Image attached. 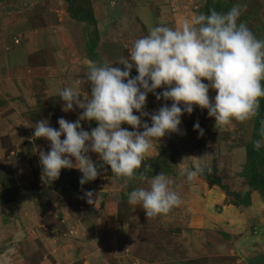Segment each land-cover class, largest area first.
<instances>
[{
    "label": "rangeland",
    "instance_id": "rangeland-1",
    "mask_svg": "<svg viewBox=\"0 0 264 264\" xmlns=\"http://www.w3.org/2000/svg\"><path fill=\"white\" fill-rule=\"evenodd\" d=\"M222 1L228 10L233 5H241L240 21L257 38L264 39V0ZM209 3L207 0H76L78 10H88L92 18L91 22L79 23L69 15V3L65 0H0V28L7 21H25L23 29L28 30L24 34L41 28L45 34L49 27L52 38H62L61 41L71 38L74 48L71 57L61 63L55 58L51 63L60 64V68L70 72V77L77 76L84 93L80 96L86 100L90 96L86 94L90 93L87 81L90 63H109L123 69L116 62L122 57L129 58L132 43L146 36L151 27L176 28L184 19L205 13ZM68 24L76 28L69 32L61 29ZM4 35L0 32V41L19 42L21 38L17 34L12 38ZM43 44L36 46L37 52L30 56L31 67L25 69L26 73L33 72L35 64L42 63ZM54 47L50 45L51 53ZM47 59L38 75L34 71L36 79L14 82L17 89L22 85V96L29 92L30 82L34 84L39 96L46 98L37 114L54 128L59 126V118L73 122L75 117L71 118L70 114L76 115L77 120L83 110L62 111L59 95L50 94L60 75L51 70L47 73L50 77L45 78ZM130 75H138L135 68ZM215 95V90L210 89L212 100ZM165 103L170 107L172 101H158L149 93L145 110L154 111ZM4 116H0V264H264V208L249 211L251 225L246 219L237 225L224 211L227 205L245 206L250 200L251 191L245 188L251 186L239 177L246 166V146L252 139L254 117L216 128L215 119L209 117L207 109L194 106L190 115L184 113L179 131L154 142L152 156L147 154L143 162L151 167L147 173L149 178L163 171L172 179L171 187L176 188L182 203L167 215L148 219L142 207L128 203L127 196L134 188L147 187V182L133 179L125 183L123 178L112 176L110 166L101 167L98 177L83 186L79 183L82 173L75 168L62 169L54 181L42 180L39 160L42 149L19 137L20 130L25 131L21 123L25 118L3 122ZM142 119L151 126L148 117ZM196 122L203 129L202 136L194 130ZM81 125L86 131L98 126L95 121L87 120L81 121ZM122 127L132 130L129 125ZM41 145L47 147L44 152L50 150L47 143ZM89 156L100 163L98 154L90 152ZM197 165L208 175L201 174L191 183L180 175L182 167L195 169ZM214 188L218 193L213 200L219 203L213 209L209 204L211 197L206 200L202 197L204 191ZM85 191L100 193L102 200L88 204L82 198ZM259 194L262 206L264 194ZM13 195L16 197L12 199ZM1 196L10 200L1 202ZM220 196L226 199L222 201ZM207 205L212 212L204 213L205 219H201L200 208ZM25 214L33 216L29 223Z\"/></svg>",
    "mask_w": 264,
    "mask_h": 264
},
{
    "label": "clouds",
    "instance_id": "clouds-1",
    "mask_svg": "<svg viewBox=\"0 0 264 264\" xmlns=\"http://www.w3.org/2000/svg\"><path fill=\"white\" fill-rule=\"evenodd\" d=\"M242 10L239 4L227 12L213 8L207 14L184 19L176 28L151 27L146 36L132 43L129 58L116 62L123 69L109 63H90L88 99L82 100L73 87L58 92L62 111L82 109L79 118L75 122L59 118L58 130L47 119L35 124L32 138L50 142L49 151L39 152L41 179L54 181L62 169L75 168L82 173L79 183L83 186L95 180L100 168L107 165L112 176L123 178L125 183L133 179L147 182V187L134 188L127 196L128 203L142 207L148 219L179 207L182 199L171 187L172 179L163 171L149 178L151 167L143 162L154 142L179 131L181 116L190 115L194 106L207 109L216 128L231 126L233 121L243 123L257 115L264 98V39L257 38L240 21ZM133 68L138 73L135 77L130 75ZM157 89L163 91L157 93ZM210 89L216 92L214 100ZM149 93L158 101L171 100V106L165 103L158 111H145ZM143 117L151 120V126ZM84 120L95 121L98 126L86 131L81 125ZM194 130L203 135L198 122ZM253 147H264V125ZM90 152L98 154L99 164L91 159ZM203 172L204 168L197 165L195 169L182 167L180 175L191 183ZM82 198L90 205L102 200L101 194L93 191H85Z\"/></svg>",
    "mask_w": 264,
    "mask_h": 264
},
{
    "label": "crops",
    "instance_id": "crops-1",
    "mask_svg": "<svg viewBox=\"0 0 264 264\" xmlns=\"http://www.w3.org/2000/svg\"><path fill=\"white\" fill-rule=\"evenodd\" d=\"M74 21H76V20H74ZM25 23H26L25 21L24 22H14V23H10L9 21H7L0 28V32L2 34H6V35H4L6 37L9 35L12 38V35H14V34L21 36L20 39L15 38V39H19L20 43L18 41L14 42L12 40H6V39H3L2 41H0V74H2L1 76H4V78L0 76V83H1V85H0V97H5V99L7 100V101L5 100L3 102L2 99H0V108H1L0 110H3L2 112H0L2 114L0 116L5 115L4 117H6V118L3 120V122H6L7 119L15 118V120H16L17 118H25L21 122L22 124H24L22 129H25V131L20 130L21 132H19V137H23L25 139V142H27V143L31 142L32 144L33 143L36 144L35 147L38 149H42V151H43L44 149L47 150V147H45V145H41V143L42 142L47 143L46 146H48V145H50V142L45 140L44 138H42V140H41V138H39V141L41 143L34 141V138L32 141V137H33L34 130H35L34 129L35 124L38 121H40L41 119H46V118L39 117L41 115L37 114V110L38 111L41 110L40 104L44 103L46 98L39 96L40 95L39 90L36 91L34 84H32L30 82L29 89H28L29 92H27V94L23 95L25 97V99H24L22 96V91H21L22 85H21V87L19 86L17 89V87L15 86L16 83L14 81H18V80L19 81L20 80L32 81V80L36 79L35 75H34V71H35V74L38 75L39 71L41 69H44L43 68L44 67V61L46 58H48L46 61L45 78L50 77L47 73L51 70L55 71V73L60 75L58 78V82H56V84H54L53 90L50 93L51 95H54V97L58 96L59 90L65 88V87H73L79 93V95H83L84 93H83V91H81L82 88H81V85L79 84L80 81H78L77 76H76V79H74V77H70L71 76L70 72L59 67L60 64L52 65V63H51L52 59H55V58L58 59L61 63V60L68 59L69 57H71V54L74 51L73 41L71 40V38H68L69 41H61L62 38H58V40L54 37L52 38V35L49 33L50 32L49 27H48V29L46 28L47 31L45 34L41 30L42 28L39 30L33 31V32L31 31L32 33L26 32L24 34L22 32L28 30V29H23ZM82 23H85V22H82ZM65 27L61 26V29H64L65 32H69L70 30H74L76 28L75 25H69V24L66 25ZM15 39H13V40H15ZM41 43H44L43 44L44 45L43 50H41L42 51L41 54H43V55L40 57V59L42 58L43 61H42V63L35 64L36 67L33 68V70H34L33 72L26 73L25 69L30 66V64H29L30 56L33 55V52H37L36 46H38ZM54 43H56L55 47H54ZM48 44H49V46L46 47V45H48ZM75 44H76V42H75ZM50 45H53V47L55 48L52 53L50 52V49H49ZM76 53H77V50H76ZM76 56H78V54ZM1 66H2V69H1ZM5 78H7V80ZM37 81H39V80H37ZM86 94H90V93H86ZM81 99L83 100L84 97H82ZM21 103H22V105H21ZM156 109H158V108L155 107L154 111H150V112L148 110H145V109L144 110L149 112V113H153L156 111ZM34 114H37V115H34ZM136 115H138V113H136ZM70 116H71V118L75 117V119L73 120V122H75L76 121V115L70 114ZM54 128H56L58 130L59 126L54 127ZM27 131H29V132H27ZM25 132L30 134V135L28 134L29 138L26 137L27 133H25ZM63 138L64 137L62 136L61 139H63ZM40 146L42 148H39ZM150 153H153V152L149 151L147 154H150ZM147 154H146V156H147ZM151 156L152 155L150 154L149 157H151ZM239 178H242V177H239ZM245 191H248V192L251 191V195L249 196L250 200H249L248 205L243 206L241 203H240V205H235V206L227 205L224 209L225 216H232L234 223H236L237 225L244 223L243 221L245 219H246V223L251 225L253 223V220H251V217L249 216V211L260 210L261 208H264V205L260 206L262 204L260 202L262 200V198H261L259 192L255 191L254 189L252 190L251 187L245 188ZM206 192H207V195H206ZM206 192L204 191V195H203L202 199L206 200L207 198L211 197L212 201H210L209 204L214 209L215 205H217V203H219V201L213 200L216 193H218V190L216 188H214L212 191H209V192L206 191ZM216 198H217V195H216ZM218 198L220 200L222 199V201L226 199L224 196H220ZM210 206L207 205L206 207L200 208L201 213H203L202 217H200L201 219L202 218L205 219L204 213L210 214L212 212V209ZM24 210L26 212L28 209H24ZM25 215H26L25 217L27 218V221L29 220L28 221V223H29L30 220L33 218V216L32 215L29 216L27 214H25ZM260 225L261 224H259V226ZM248 230H249V228H248Z\"/></svg>",
    "mask_w": 264,
    "mask_h": 264
},
{
    "label": "trees",
    "instance_id": "trees-1",
    "mask_svg": "<svg viewBox=\"0 0 264 264\" xmlns=\"http://www.w3.org/2000/svg\"><path fill=\"white\" fill-rule=\"evenodd\" d=\"M69 3L68 13L72 19L79 22H91L92 18L88 13V10H78V6L75 5L76 0H65ZM209 5H207V10L205 13L209 12L210 9H215L218 12H227L228 7L222 0H207ZM254 131L252 133L251 142L246 146V166L242 170L241 177L248 181V184L255 190L264 194V147L260 150H256L253 147V141L260 138V130L262 125H264V98L260 100V106L257 115L254 117ZM158 162V161H157ZM207 176V174H204ZM219 183V182H218ZM220 185V184H219ZM16 196L13 195L12 199ZM10 200L7 196H1V202L5 200Z\"/></svg>",
    "mask_w": 264,
    "mask_h": 264
}]
</instances>
